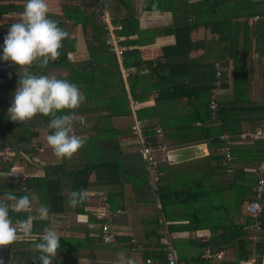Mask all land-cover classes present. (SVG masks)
I'll list each match as a JSON object with an SVG mask.
<instances>
[{
    "label": "trees",
    "instance_id": "trees-1",
    "mask_svg": "<svg viewBox=\"0 0 264 264\" xmlns=\"http://www.w3.org/2000/svg\"><path fill=\"white\" fill-rule=\"evenodd\" d=\"M25 2L0 4V14L20 15ZM107 2L109 12L122 27L117 36L137 37L135 44L121 42L127 47L122 60L111 51L107 30L100 23L103 0H59L61 14L49 13L48 17L70 38L63 41L57 60L43 68L28 69L32 74L56 76L80 87L86 101L75 112L84 123L77 120L73 129L86 140L84 147L71 159L57 158L47 139L41 140L53 134L48 127L51 117L38 114L27 122H13L8 110L5 114L0 110V196L8 190L18 197L28 195L31 212L10 211V216L13 221L29 215L33 218L32 238L21 234L10 245L9 264H40V253L33 245L44 228L50 227L49 220L38 217L41 204L50 205V214L59 215L62 224L54 230L70 224L69 217H74L70 229L77 235H60L61 248L54 264H80L82 259L88 264H107L103 253L117 248L121 239L106 243L101 224L109 222L115 237V226L128 220L124 215L128 200L144 206L148 213L142 221L146 231L141 249H146L141 251L142 261L135 264H168L165 223L181 262L245 264L254 257L256 264H264V232L250 228L253 219L246 211V205L257 200V170L264 161V140L249 143L240 139L242 133L264 126V0ZM153 4L158 6L155 11ZM142 12H170L173 18L150 21L144 28ZM255 16L259 20L251 24L249 19ZM77 28L87 58L75 61L70 54L77 52ZM200 31L203 37H195ZM162 37H173L190 53L145 60L141 48L155 45ZM198 51L202 53L191 56ZM215 62L220 63V77ZM18 73L23 74V70L11 62L9 108L18 87ZM152 95L154 105L142 107ZM136 120L149 135L147 145L164 143L170 152L205 143L209 154L187 162L184 170H175L168 154L158 152L160 181L154 189L140 151L142 143L132 131ZM158 127L161 137L155 131ZM224 135L227 140L221 139ZM227 144L232 147V163H224L218 151ZM6 146L11 148V161L3 160ZM39 146H45L46 151L37 152ZM47 151L53 160L36 158ZM15 166L23 168L25 179L9 175ZM172 177L181 179L180 186ZM81 189L88 191V197L76 207L70 206V193ZM92 196L100 197L99 203L111 219L88 214ZM261 200L264 202V196ZM83 216H87V224L78 226L75 221ZM261 219L264 223V216ZM178 221L185 223H173ZM201 232L209 233L207 241ZM206 249L213 255L224 251L225 256L205 259Z\"/></svg>",
    "mask_w": 264,
    "mask_h": 264
},
{
    "label": "clouds",
    "instance_id": "clouds-1",
    "mask_svg": "<svg viewBox=\"0 0 264 264\" xmlns=\"http://www.w3.org/2000/svg\"><path fill=\"white\" fill-rule=\"evenodd\" d=\"M153 10L158 6L153 4ZM47 0H26L24 11L20 14L19 22L13 23L4 38L3 55L5 62L23 70L18 73L19 81L8 116L13 122H27L38 114L51 117L48 127L53 134L47 136V143L55 156L60 159H71L86 144V140L74 134V122L82 117L76 115L86 101L80 87L56 76L36 75L28 71L32 66L46 67L50 61H55L61 54L63 41L70 34L59 27L58 22L48 17ZM69 110L68 114L64 113ZM88 197V191L81 189L70 193L68 203L72 207L83 203ZM32 201L28 195L20 196L13 191H6L0 196V248L12 245L21 238H32V216L27 219H13L10 211L30 213ZM38 217L50 220V205L41 204L37 209ZM60 234L53 227H45L34 243L33 250L38 251L40 264H54L58 249L61 248ZM116 264H135L124 253L118 254Z\"/></svg>",
    "mask_w": 264,
    "mask_h": 264
},
{
    "label": "crops",
    "instance_id": "crops-1",
    "mask_svg": "<svg viewBox=\"0 0 264 264\" xmlns=\"http://www.w3.org/2000/svg\"><path fill=\"white\" fill-rule=\"evenodd\" d=\"M48 1V0H47ZM55 1L49 0V4H54ZM140 5V2L138 4V8ZM102 9L106 8L109 10V3L107 0H103V4L101 5ZM50 13H52L50 11ZM55 13V12H53ZM55 14H61V12L55 13ZM173 15L170 12H142L141 13V23L142 27H147L150 21H158V22H167L172 20ZM77 30L81 33L80 28H77ZM82 37V36H81ZM197 38H202L203 33L200 31L197 35H195ZM137 37H130L128 39H124L123 43L129 42L132 44H135L137 41ZM79 39V37H78ZM124 46V45H123ZM127 48L126 46H124ZM138 46L135 45V48ZM132 48V47H131ZM204 52V51H203ZM190 52L188 50L187 46H179L175 43V40L173 37H162L157 40L155 45L153 46H148V47H142L141 48V54L142 57L145 60H155V59H163L167 57H172V56H178V55H188ZM202 51L198 52H192L191 56L196 57L200 55ZM75 58L76 60H82L87 58V51H86V46L85 49L78 51L77 53H72L70 54V58ZM155 103V96L152 95L147 103H144L142 107L145 106H152ZM47 136H44L41 138V140H46ZM209 154V149L205 143H201L196 146H189V147H178V148H173L169 153H168V158L170 160V164L173 166L175 170H184L186 168L187 162L189 161H195L196 159H200L202 157H205ZM53 160V159H51ZM179 177L176 178H171V181L175 183V185L180 186V180L178 179ZM92 202L93 204L89 207H87V211L89 215H98L99 217L104 215L105 209L102 206V204L99 203L100 197L98 196H92ZM133 200H128L129 205L128 211H125L124 215H127L128 220H124L123 224L115 226L114 232L116 236L114 237V242L116 237H119L121 241L118 244V247L115 249H112L109 252L103 253L105 261L107 264H116V261L118 259V254L124 253L128 258H131L134 260V262H141L142 257H141V251H144L145 249L143 248V243L145 242L144 237L142 235L145 233V224H142L143 220H145L147 217V211L145 210L146 208L144 206H140V204H132ZM160 207V205H159ZM73 216H70V219ZM88 221L87 216H83L79 219H76L75 222L79 224L78 226L86 225ZM175 224H182L185 222H173ZM72 224H65L63 225V228H60L56 230L60 235L63 236H69V235H77L76 232H73L72 229H70ZM165 230L169 232L170 230L168 229L167 223H165ZM169 225V223H168ZM67 228V229H66ZM163 231V230H162ZM208 232H201L200 235H203L205 237V240H208ZM138 235V236H137ZM176 249V248H175ZM102 254V253H101ZM80 264H88L87 259H82ZM245 264H256V258L252 257L249 259V261Z\"/></svg>",
    "mask_w": 264,
    "mask_h": 264
},
{
    "label": "built area",
    "instance_id": "built-area-1",
    "mask_svg": "<svg viewBox=\"0 0 264 264\" xmlns=\"http://www.w3.org/2000/svg\"><path fill=\"white\" fill-rule=\"evenodd\" d=\"M259 20L258 16H255L253 18L249 19V22L251 24L255 23ZM100 23L101 25L107 30V42L110 45L111 51L115 52L118 59L122 60L123 53L126 50V48L121 44V42L124 40L123 37L117 36V32L122 30V27L120 24H118L112 14L109 12L108 9L104 8L102 10V15L100 17ZM262 62L264 64V54L262 56ZM216 68H217V76H221V66L220 63L215 62ZM212 106L215 107V101L214 96L212 97ZM134 107H138V103L134 104ZM84 120V119H83ZM81 124V123H80ZM143 124L140 120H136L135 125L133 126V132L139 136V139L142 143L141 147V154L144 157L149 173H150V183L152 184L154 189L158 188V183L160 181V172L157 168V162H156V154L158 152L168 154V146L164 143H159L157 145H147L145 141L148 139L149 135H147V131H144ZM156 133L158 137H161L162 131L161 128H156ZM73 132L74 129H73ZM76 135V134H75ZM78 136V135H77ZM228 139L227 135H224L221 137V139ZM262 138L264 140V126L257 128L255 131H249L242 133L240 135V139L249 143H254L257 139ZM45 146H39L37 147V152L43 153L46 151ZM10 150L11 148L9 146H6L3 150V160L5 161H11L10 156ZM220 153L224 156V163H232V147L230 144H227L224 148L218 149ZM260 178L258 181V184L256 186V197L257 200L251 201L246 205V211L247 213L252 217L253 221L251 224V229L255 232H264V223L261 219L264 216V202L261 200L264 196V161L260 163L259 168L257 170ZM9 175L19 177L22 179L26 178L25 171L20 166H15L10 171ZM106 219L110 218V213L108 210L105 209L104 215ZM50 227H57L62 224L61 219H59V215L51 214V219L49 220ZM102 225V235L103 240L106 243H113L114 242V234L112 232L113 228L110 225L109 222H106ZM22 234V233H21ZM164 244L166 245V249L169 251L167 256L168 264H187L186 262L179 261L176 249L174 247V243L172 241L171 235L168 231L165 232L164 236ZM225 256V252L221 251L213 255L210 251V249H206L204 251L203 257L205 259H212L215 258L217 260L223 259Z\"/></svg>",
    "mask_w": 264,
    "mask_h": 264
},
{
    "label": "water",
    "instance_id": "water-1",
    "mask_svg": "<svg viewBox=\"0 0 264 264\" xmlns=\"http://www.w3.org/2000/svg\"><path fill=\"white\" fill-rule=\"evenodd\" d=\"M8 30L0 26V57L3 55L4 38ZM11 67V62L0 59V110L5 114L9 108V92L7 76ZM11 259V247L0 248V264H9Z\"/></svg>",
    "mask_w": 264,
    "mask_h": 264
},
{
    "label": "rangeland",
    "instance_id": "rangeland-1",
    "mask_svg": "<svg viewBox=\"0 0 264 264\" xmlns=\"http://www.w3.org/2000/svg\"><path fill=\"white\" fill-rule=\"evenodd\" d=\"M55 1V3L54 4H49V0L47 1V3H48V6H49V13H50V11L52 12V14H53V12H55V13H58V12H61V7H60V4H59V0H53V2ZM19 2V1H18ZM54 13V14H55ZM19 20H20V15H10V16H5V17H3V18H1L0 17V22H2V23H15V22H19ZM81 31V30H80ZM74 35L77 37V39H78V37H79V39L77 40L78 41V47H77V52L78 51H80V50H83V49H85V42L83 41L84 39H83V37H81L82 36V33H80L77 29H75L74 30ZM76 52V53H77ZM71 59L72 60H75V58H72L71 57ZM55 73H58V71H54V73L53 74H55ZM46 136V135H45ZM49 153V151H47L45 154H41V155H39V156H37L36 158L37 159H43L45 162H49L50 161V155L49 156H47V154ZM42 160V161H43ZM74 217H72L71 219H70V217H69V221L68 222H70V224L71 223H74V219H73ZM71 220V221H70ZM67 229V228H66Z\"/></svg>",
    "mask_w": 264,
    "mask_h": 264
},
{
    "label": "flooded vegetation",
    "instance_id": "flooded-vegetation-1",
    "mask_svg": "<svg viewBox=\"0 0 264 264\" xmlns=\"http://www.w3.org/2000/svg\"><path fill=\"white\" fill-rule=\"evenodd\" d=\"M16 1H21V0H0V4H4V3H16ZM10 15H14V14H0V17L3 18L5 16H10ZM12 24L13 23H2V22H0V26H2L3 28H5L6 30H8L9 27Z\"/></svg>",
    "mask_w": 264,
    "mask_h": 264
}]
</instances>
